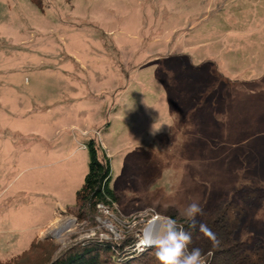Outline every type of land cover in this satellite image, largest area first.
Returning <instances> with one entry per match:
<instances>
[{
  "label": "rangeland",
  "instance_id": "rangeland-1",
  "mask_svg": "<svg viewBox=\"0 0 264 264\" xmlns=\"http://www.w3.org/2000/svg\"><path fill=\"white\" fill-rule=\"evenodd\" d=\"M40 6L0 0V264H40L96 235L139 231L141 250L149 223L184 219L192 201L197 230L237 203L236 236L264 248V0ZM90 139L117 201L78 220Z\"/></svg>",
  "mask_w": 264,
  "mask_h": 264
},
{
  "label": "trees",
  "instance_id": "trees-1",
  "mask_svg": "<svg viewBox=\"0 0 264 264\" xmlns=\"http://www.w3.org/2000/svg\"><path fill=\"white\" fill-rule=\"evenodd\" d=\"M31 1L41 7L40 0ZM86 149L89 155L88 170L75 193L74 215L78 220H94L101 214V209L113 211L117 201V196L110 186V158L94 139L87 141ZM241 215L242 208L229 201L219 204L206 218L204 223L216 233L220 241L218 247H213L197 229L190 228L186 220L177 219L174 213L169 217L182 224L185 231L191 232L193 243L188 246L189 250L199 247L205 253H212L207 258V264H264L263 246L258 242L248 248L236 236ZM139 236L138 231L129 236L123 235L118 241H114L110 237L103 239L96 235L94 238L71 244L57 256H49L40 264H159L153 246L138 250ZM38 244V239L32 240L26 250L10 257L8 262L14 263Z\"/></svg>",
  "mask_w": 264,
  "mask_h": 264
},
{
  "label": "clouds",
  "instance_id": "clouds-1",
  "mask_svg": "<svg viewBox=\"0 0 264 264\" xmlns=\"http://www.w3.org/2000/svg\"><path fill=\"white\" fill-rule=\"evenodd\" d=\"M203 214V208L197 201L188 203L180 212L192 229H197L196 217ZM198 231L212 243L213 247L219 246L220 241L216 233L208 225L200 223ZM192 243L191 232L185 231L184 226L177 220L164 217L152 246L156 249L155 256L159 264H207V258L212 253L210 251L205 253L199 247L189 250L188 246Z\"/></svg>",
  "mask_w": 264,
  "mask_h": 264
},
{
  "label": "bare ground",
  "instance_id": "bare-ground-1",
  "mask_svg": "<svg viewBox=\"0 0 264 264\" xmlns=\"http://www.w3.org/2000/svg\"><path fill=\"white\" fill-rule=\"evenodd\" d=\"M161 227H162V223L160 221L151 222L149 230L147 231V233L145 232V236L146 235L147 236L144 239V241H147L148 243H150V242L152 243V241L155 239L156 235L159 233ZM60 229H61V227H59L57 230H60ZM59 234H60V232L58 233V235Z\"/></svg>",
  "mask_w": 264,
  "mask_h": 264
},
{
  "label": "water",
  "instance_id": "water-1",
  "mask_svg": "<svg viewBox=\"0 0 264 264\" xmlns=\"http://www.w3.org/2000/svg\"><path fill=\"white\" fill-rule=\"evenodd\" d=\"M150 224H151V223H149V224L146 226V228H145L144 232H146V233H147V231L149 230ZM149 245H152V243H151V244H149Z\"/></svg>",
  "mask_w": 264,
  "mask_h": 264
},
{
  "label": "crops",
  "instance_id": "crops-1",
  "mask_svg": "<svg viewBox=\"0 0 264 264\" xmlns=\"http://www.w3.org/2000/svg\"><path fill=\"white\" fill-rule=\"evenodd\" d=\"M32 240H33V239H32ZM32 240H31V241H32ZM31 241H30V242H31ZM30 242H29V244H30ZM29 244H28V245H29ZM27 247H28V246H27ZM25 249H26V248H25ZM25 249H24V250H25ZM11 257H12V256H11Z\"/></svg>",
  "mask_w": 264,
  "mask_h": 264
},
{
  "label": "built area",
  "instance_id": "built-area-1",
  "mask_svg": "<svg viewBox=\"0 0 264 264\" xmlns=\"http://www.w3.org/2000/svg\"><path fill=\"white\" fill-rule=\"evenodd\" d=\"M141 245H142V242H141Z\"/></svg>",
  "mask_w": 264,
  "mask_h": 264
}]
</instances>
